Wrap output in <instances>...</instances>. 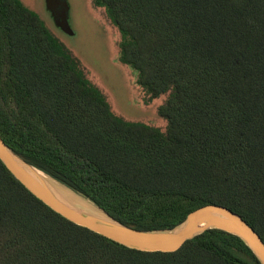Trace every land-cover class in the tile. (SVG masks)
I'll return each instance as SVG.
<instances>
[{
    "label": "trees",
    "instance_id": "16d2710c",
    "mask_svg": "<svg viewBox=\"0 0 264 264\" xmlns=\"http://www.w3.org/2000/svg\"><path fill=\"white\" fill-rule=\"evenodd\" d=\"M93 2L137 83L151 99L169 94L157 110L166 130L116 114L35 11L0 0L3 140L129 226L167 230L217 204L264 240V0ZM0 264L260 262L215 228L175 251L129 248L52 209L0 159Z\"/></svg>",
    "mask_w": 264,
    "mask_h": 264
},
{
    "label": "water",
    "instance_id": "95a60500",
    "mask_svg": "<svg viewBox=\"0 0 264 264\" xmlns=\"http://www.w3.org/2000/svg\"><path fill=\"white\" fill-rule=\"evenodd\" d=\"M47 4L58 22L71 32L67 0H47ZM0 159L30 192L52 209L69 220L129 248L143 251H175L189 239L202 234L208 229L215 228L240 237L252 250L260 264H264L263 238L242 216L226 206L206 204L190 212L181 223L170 229L147 231L116 220L88 198L35 167L13 151L3 140L1 134ZM40 171L87 201L90 206L69 203L40 174Z\"/></svg>",
    "mask_w": 264,
    "mask_h": 264
},
{
    "label": "rangeland",
    "instance_id": "374dc122",
    "mask_svg": "<svg viewBox=\"0 0 264 264\" xmlns=\"http://www.w3.org/2000/svg\"><path fill=\"white\" fill-rule=\"evenodd\" d=\"M22 1L79 60L87 77L104 93L116 114L166 130L167 121L157 110L169 94L151 99L137 83L136 71L120 61L121 34L104 7L96 6L93 0H67L70 32L59 24L47 0Z\"/></svg>",
    "mask_w": 264,
    "mask_h": 264
},
{
    "label": "bare ground",
    "instance_id": "6f19581e",
    "mask_svg": "<svg viewBox=\"0 0 264 264\" xmlns=\"http://www.w3.org/2000/svg\"><path fill=\"white\" fill-rule=\"evenodd\" d=\"M40 174L47 179V181L51 184V186L61 195L63 196L69 203L74 204H82L85 206H90V204L78 197L75 193L71 190L67 189L66 187L62 186L56 180L48 176L47 174L40 171Z\"/></svg>",
    "mask_w": 264,
    "mask_h": 264
}]
</instances>
